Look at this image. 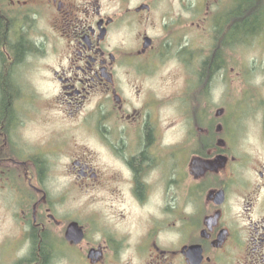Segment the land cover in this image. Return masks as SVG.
I'll return each mask as SVG.
<instances>
[{
	"label": "flooded vegetation",
	"instance_id": "1",
	"mask_svg": "<svg viewBox=\"0 0 264 264\" xmlns=\"http://www.w3.org/2000/svg\"><path fill=\"white\" fill-rule=\"evenodd\" d=\"M247 1L0 0V264H264L261 89L207 93ZM166 60L186 90L147 86Z\"/></svg>",
	"mask_w": 264,
	"mask_h": 264
},
{
	"label": "rangeland",
	"instance_id": "2",
	"mask_svg": "<svg viewBox=\"0 0 264 264\" xmlns=\"http://www.w3.org/2000/svg\"><path fill=\"white\" fill-rule=\"evenodd\" d=\"M255 3H257V5ZM246 5V10L248 12L247 16H254L255 13L253 11L258 8V5L264 10V0H258V2L257 0L256 2H250L248 0L246 2ZM244 18L246 17L244 16ZM251 31V33L249 32L250 36H248V34L246 35V40L249 41V43L244 50L243 48L238 47L231 49L232 52L230 51V62L228 64L226 72H224V75L221 76L220 74H218L213 80L212 84V80H210V87H208L210 89L207 93L210 100L211 98L213 99L215 107L223 104L225 99L222 100L221 95L222 93L226 92V88L227 92L233 95V97H236L238 94L244 93L243 89L246 87H253V89L260 88L262 95L259 96V99L262 103H264V66L262 65V61H264V27H253ZM237 39H240L239 35L233 39L232 44H235ZM200 69L201 63H199L198 71H200ZM150 71L151 74L147 78L146 83L150 88L156 89V93L165 90V93L168 94L169 91L174 88H182L184 90L188 88V86L186 87L185 85L186 78H184V75L182 74L183 70L180 64L170 63L169 60H166L162 62V64L156 66L155 68H152ZM202 75L205 76L206 71L202 72ZM226 81L228 82V86L226 85ZM203 92L204 91L197 92V95L190 97V101L193 98H196L195 96L199 97L198 93ZM164 106L161 109L162 113H164V116H167V118H169L170 116L173 117L172 113H174L175 111L174 107ZM243 112L245 113L243 115V121L245 122V124H242L244 127V135H247V137L256 135L258 121L261 117L253 110H250V112L247 113L246 110H244ZM229 113L232 114V111ZM76 137L77 139L75 141H70L71 150H73L77 145L84 146L91 152V159L94 164L98 166H104L107 165V163H110V161L107 160L108 157L104 156L101 153L98 145L95 144L93 140L83 135L81 136L80 134H77ZM249 140V142H253L252 138H250ZM148 178L151 183H154V187H158L159 182H155L158 178L157 175L151 173Z\"/></svg>",
	"mask_w": 264,
	"mask_h": 264
},
{
	"label": "trees",
	"instance_id": "3",
	"mask_svg": "<svg viewBox=\"0 0 264 264\" xmlns=\"http://www.w3.org/2000/svg\"><path fill=\"white\" fill-rule=\"evenodd\" d=\"M255 18L252 19V17L250 15H248L245 19V22L243 23L242 27L240 28L239 31L237 30H234L232 31V34L233 35H237V34H241V35H247L250 36L249 34L252 32L251 29L253 28L252 26L255 25V22H254ZM233 27V26H232ZM250 32V33H249Z\"/></svg>",
	"mask_w": 264,
	"mask_h": 264
}]
</instances>
